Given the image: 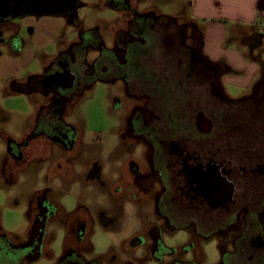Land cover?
<instances>
[{"label": "flooded vegetation", "instance_id": "1", "mask_svg": "<svg viewBox=\"0 0 264 264\" xmlns=\"http://www.w3.org/2000/svg\"><path fill=\"white\" fill-rule=\"evenodd\" d=\"M85 8L116 13L117 26L101 16L87 26ZM49 14L67 18L77 31L45 58L42 72L5 82L14 94L43 98L29 135L22 142L9 140L16 167L7 171L13 175L26 167L28 176L33 170L30 141L51 142L57 151L45 163V185L35 188L26 237L15 240L0 231V264H35L45 257L53 264H137L139 249L142 262H163L166 256L165 264H264V96L256 91L250 98L226 97L198 29L144 1L0 0L9 61L34 62V22ZM104 25H112L110 42ZM98 83L115 88L108 105L116 141L106 162L112 177L106 180L94 176L105 169L101 148L86 145L66 120L73 101ZM78 170L86 184L95 179L105 184L100 191L113 204L111 215L124 216V206L116 203L121 195L126 196L121 203L136 209L141 230L120 252L113 244L97 250L94 242L103 228L80 201L73 209L63 205L62 192L77 182ZM181 231L190 238L169 248L165 236ZM59 233L63 249L55 258ZM211 240L219 248L215 260L202 250ZM191 252L195 257L186 260Z\"/></svg>", "mask_w": 264, "mask_h": 264}, {"label": "rangeland", "instance_id": "2", "mask_svg": "<svg viewBox=\"0 0 264 264\" xmlns=\"http://www.w3.org/2000/svg\"><path fill=\"white\" fill-rule=\"evenodd\" d=\"M137 2L144 1L145 4L155 6L156 10L163 14H174L175 12L169 10V6L165 5V0H136ZM173 6V5H172ZM190 8H184L181 17L178 22L180 24L189 20ZM82 17L87 18V26L92 27L95 23V19L100 16L110 21L117 19L118 15L110 10H105L103 14H98V9L85 8L81 12ZM20 27L22 28L21 24ZM112 25H104L103 33L105 39L111 41V27ZM113 26H117V23H113ZM192 29L190 28V34ZM28 32L24 33V38L27 40ZM9 38V34L3 27L0 26V231L7 233L15 240L24 239L30 227L31 218V204L34 199L35 188L45 185L44 175L46 174L45 164L48 160L53 159V153L56 147L51 146V142H42L41 140L33 141L29 144L30 149L27 150V155L34 162L29 170L30 175L23 170L26 167L19 168V172L13 175L7 171L8 167H16L14 161L8 152L9 140L16 142H22L25 137L29 135L35 125L36 109L41 104L43 99L39 94L33 93L31 95L14 94L11 92L9 85L4 86L13 75H18L20 79L27 78L31 73L42 72V64L45 60L44 56L40 57V60H35L30 67L24 69V62L13 63L9 61L8 52L6 50L5 40ZM73 39V37L71 38ZM31 40V37H30ZM29 41V40H28ZM107 42V43H108ZM5 43V44H4ZM188 44L194 46L193 40H188ZM40 45V44H39ZM53 48H47L45 53H52ZM4 86V87H3ZM115 90L114 86L98 83L91 90L85 91L82 98H76L71 104L66 120L73 124V126L79 132L81 138H85L86 145L94 148H101L104 170H102V176H95L106 180V175L112 177L111 171L106 165L108 162L109 154H111L116 136V124L114 118L110 116L109 112V97L112 95V91ZM43 145L48 146L44 148ZM55 149V150H54ZM82 148L78 161H83L84 150ZM44 150V152H42ZM57 151V150H56ZM60 151V150H58ZM92 151V150H91ZM32 152V155H31ZM42 152V153H41ZM41 153V154H40ZM38 154V155H37ZM50 157V159H49ZM37 158V161H35ZM41 167L43 169H41ZM22 170V171H21ZM23 172V173H22ZM37 173V176H35ZM83 170L77 172L75 176L77 182L72 185H67L65 191L62 192L64 198L62 199L63 205L67 209H73L77 205V201H80L83 208L88 209L90 214L93 215L97 225L102 226V230L97 232L95 246L98 251H104L109 244H113L114 248L120 252L124 249V243L127 242L133 234L141 230V222H139L136 214V209L132 204H123L126 199L125 195H121L117 200V206H124V216L118 217L112 214L111 200L106 194H102L100 187L105 184L101 181L86 184L84 182ZM31 177V178H30ZM35 178H38V184H35ZM130 190V189H129ZM129 190L127 192H129ZM123 200V201H122ZM121 201V202H120ZM119 211V208H118ZM121 211V210H120ZM34 214V213H33ZM111 227V229H110ZM109 228L110 230H106ZM190 238V234L186 231L177 232V234H171L165 236V242L169 248H179ZM62 233L56 235L55 244H53L55 258L62 254ZM202 250L209 260H215L219 255V248L217 246V240H211L202 245ZM142 250L139 249L136 252L137 264H165L166 256L163 257V262L157 261H145L142 262ZM194 252L186 255V260L193 259ZM35 264H53V261L47 257L41 258ZM202 264V263H201Z\"/></svg>", "mask_w": 264, "mask_h": 264}, {"label": "crops", "instance_id": "3", "mask_svg": "<svg viewBox=\"0 0 264 264\" xmlns=\"http://www.w3.org/2000/svg\"><path fill=\"white\" fill-rule=\"evenodd\" d=\"M83 1L90 5L101 3V0ZM165 1L169 10L173 8L175 12L165 15L179 20L184 8H190L189 20H184L198 29L204 55L221 72L220 87L226 97L250 98L256 91L264 96V0ZM159 12L164 13L161 8ZM34 25L38 29V53L34 61L41 56L46 59L55 56L61 42L67 43L77 31L67 18L56 14L36 19ZM47 48H53L52 53H45ZM24 65L30 67L31 61Z\"/></svg>", "mask_w": 264, "mask_h": 264}, {"label": "water", "instance_id": "4", "mask_svg": "<svg viewBox=\"0 0 264 264\" xmlns=\"http://www.w3.org/2000/svg\"><path fill=\"white\" fill-rule=\"evenodd\" d=\"M71 80H72V77L71 76L70 77H67L68 84L71 82Z\"/></svg>", "mask_w": 264, "mask_h": 264}]
</instances>
